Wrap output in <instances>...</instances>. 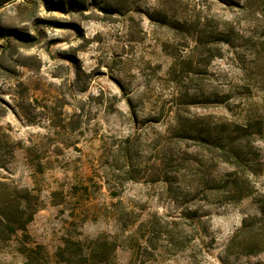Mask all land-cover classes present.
Listing matches in <instances>:
<instances>
[{
  "label": "rangeland",
  "instance_id": "rangeland-1",
  "mask_svg": "<svg viewBox=\"0 0 264 264\" xmlns=\"http://www.w3.org/2000/svg\"><path fill=\"white\" fill-rule=\"evenodd\" d=\"M156 12L231 37L200 68L204 89L231 93L229 104L199 102L186 106L189 114L264 119L257 76L264 69L254 63L264 0H7L0 5V203L30 192L28 243L41 244L49 264H58L64 238L100 236L117 239L115 262L129 264L128 237H141L138 223L152 219L157 234L140 238L152 254L136 264H264V251L228 250L243 219L264 205V165L253 194L239 202L203 199L199 173L163 180L160 148L184 85L171 81L170 53L191 54L194 36L152 20ZM126 138L131 157H119ZM254 145L264 162V133ZM131 165L146 172L120 181ZM20 238L0 248V264H23Z\"/></svg>",
  "mask_w": 264,
  "mask_h": 264
},
{
  "label": "trees",
  "instance_id": "trees-1",
  "mask_svg": "<svg viewBox=\"0 0 264 264\" xmlns=\"http://www.w3.org/2000/svg\"><path fill=\"white\" fill-rule=\"evenodd\" d=\"M7 0H0V5ZM150 18L162 25L168 26L176 35L187 39L194 36L191 54L180 55L170 53L172 62L169 68L171 81L183 83L176 93L174 105L171 106L168 134L162 143L160 153L164 167L163 177L170 183L171 174L179 171L184 174L199 173L203 184V199L208 202L217 199L222 202H239L251 196L254 192L253 177L264 165L255 148V141L264 133V119L260 113L250 115L244 122L217 119L211 114L191 115L186 106L202 102L204 104H229L231 93L218 92L215 89H204L201 67L207 66L214 58L222 55V44L231 43L229 33L211 31L208 25L200 28L196 23L171 19L160 12L152 13ZM15 33V31H9ZM256 46V45H255ZM256 66L264 69V37L257 43ZM205 71L203 72L204 75ZM189 79L183 81L184 77ZM262 78L264 88V73H257ZM161 117L145 119L144 122L159 121ZM119 157H131L130 139L123 141ZM220 165L226 169L219 175H212ZM146 172L131 165L129 170L117 174L120 181L133 179L135 174ZM183 174V175H184ZM116 195V191H112ZM30 192L22 191L8 203H0V248L6 246L16 235L21 233L18 240V252L24 256L23 264H49L45 250L41 244L29 242L27 224L32 220L34 210L27 211L24 200L31 199ZM120 220L122 222L123 219ZM123 229L128 224L122 222ZM157 219L140 221L136 232L144 238L146 232L152 230L157 234ZM131 234L130 249L132 258L129 264L143 260L146 254H152L140 243V238ZM117 239L100 236L83 242L66 237L56 250L58 264H116L115 251ZM228 250H236L238 254L255 255L264 251V205L259 208V215L245 217L241 226L231 237Z\"/></svg>",
  "mask_w": 264,
  "mask_h": 264
}]
</instances>
